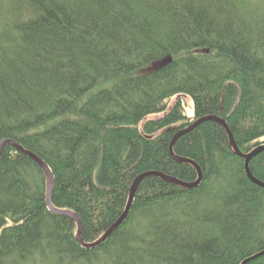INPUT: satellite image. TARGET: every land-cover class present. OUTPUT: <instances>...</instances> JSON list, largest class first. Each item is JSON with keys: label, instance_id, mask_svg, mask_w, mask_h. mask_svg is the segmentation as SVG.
<instances>
[{"label": "trees", "instance_id": "obj_1", "mask_svg": "<svg viewBox=\"0 0 264 264\" xmlns=\"http://www.w3.org/2000/svg\"><path fill=\"white\" fill-rule=\"evenodd\" d=\"M209 116L241 153L264 144V0H0V144L50 167L86 244L142 174L197 181L170 144ZM174 153L202 183L145 178L84 248L42 168L5 143L0 264H264V187L225 128L206 121ZM250 170L264 183V151Z\"/></svg>", "mask_w": 264, "mask_h": 264}, {"label": "water", "instance_id": "obj_2", "mask_svg": "<svg viewBox=\"0 0 264 264\" xmlns=\"http://www.w3.org/2000/svg\"><path fill=\"white\" fill-rule=\"evenodd\" d=\"M171 62H172V57L168 56L167 58L162 60L158 65H155L154 68L158 69V68L163 67L166 64H169ZM206 121H215V122L221 124L225 128V130L228 133L231 146L234 149L235 153L246 161V171H247L249 179L253 183H255V184H257V185H259L261 187H264V183L259 181L257 178H255L253 176V174L251 173V170H250V162H251V160L256 155H258V154H260L261 152L264 151V144H262L261 146L257 147L255 150H253L249 154H243V153H241L240 149L238 148V146L236 144V141L234 139L233 133H232L231 129L229 128L227 122L224 119H222L220 117H217V116L205 117V118H202V119H199V120L195 121L191 126H189V127L185 128V129L181 130L180 132H178L173 137L172 142L170 144V154L176 161H178L180 163H189V164L193 165L197 169V171H198V179H197V181L192 182V183H187V182H183V181H181L179 179L173 178L171 176H167L165 174H162L160 172H146V173L142 174L141 176H139L135 180V182L132 185L131 192H130V197H129L128 204H127L125 212L122 214V216L119 218V220L106 232V234L100 240H98L97 242L92 243V244H86L83 241V235H82L83 234V224H82V221H81L80 217L77 214H75L73 212H70V211L58 210V209H56L53 206V193H54V189H55V177H54L50 167L41 158H39L35 154L25 150L20 144L14 142L12 140H4L0 144V159H1L2 149H3V146H4L5 143L12 144L19 151H21L22 153L28 155L30 158H32L42 168V170L45 173L46 180H47V204H48L49 209L51 211H53L54 213H56V214H59V215H62V216H67V217H70L73 220H75V222L78 225V236H77L78 242L84 248H94V247H97L100 244H102L106 239H108L111 236V234L114 233L125 222V220L129 216L131 208H132V206L134 204L136 193H137V190L139 188V185L142 182V180H144L145 178H147L149 176H157V177H160V178L164 179L167 182L173 183L175 185H178V186H181V187H184V188H187V189L196 188L197 186H199L202 183L203 172H202L200 166L196 162H194L193 160L185 159V158H181V157L176 156V154L174 153V146H175L176 141L181 136H183L186 133L191 132L193 129H195L196 127H198L199 125H201L202 123H204ZM251 259L252 258L246 260L243 264H246Z\"/></svg>", "mask_w": 264, "mask_h": 264}, {"label": "rangeland", "instance_id": "obj_3", "mask_svg": "<svg viewBox=\"0 0 264 264\" xmlns=\"http://www.w3.org/2000/svg\"><path fill=\"white\" fill-rule=\"evenodd\" d=\"M179 98H177L174 102H176ZM184 101V104L187 108V113L190 117L194 116V110H193V103L190 98H182Z\"/></svg>", "mask_w": 264, "mask_h": 264}, {"label": "bare ground", "instance_id": "obj_4", "mask_svg": "<svg viewBox=\"0 0 264 264\" xmlns=\"http://www.w3.org/2000/svg\"><path fill=\"white\" fill-rule=\"evenodd\" d=\"M40 167V166H39ZM167 182V181H166ZM75 221V220H74Z\"/></svg>", "mask_w": 264, "mask_h": 264}]
</instances>
